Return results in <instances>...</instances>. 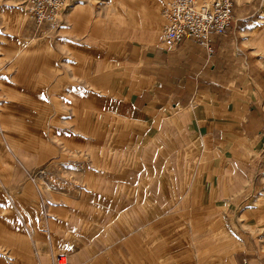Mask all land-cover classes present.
<instances>
[{
  "label": "crops",
  "instance_id": "obj_1",
  "mask_svg": "<svg viewBox=\"0 0 264 264\" xmlns=\"http://www.w3.org/2000/svg\"><path fill=\"white\" fill-rule=\"evenodd\" d=\"M168 1L24 23L0 76V264H264L235 236L264 176V0H237L211 53L163 46Z\"/></svg>",
  "mask_w": 264,
  "mask_h": 264
},
{
  "label": "built area",
  "instance_id": "obj_2",
  "mask_svg": "<svg viewBox=\"0 0 264 264\" xmlns=\"http://www.w3.org/2000/svg\"><path fill=\"white\" fill-rule=\"evenodd\" d=\"M237 0H169L161 11L162 44L173 48L189 38L211 53L209 35L224 36L232 21ZM67 0H28L30 21L39 30L57 31L62 27V14ZM51 264H69L66 253L52 256Z\"/></svg>",
  "mask_w": 264,
  "mask_h": 264
},
{
  "label": "rangeland",
  "instance_id": "obj_3",
  "mask_svg": "<svg viewBox=\"0 0 264 264\" xmlns=\"http://www.w3.org/2000/svg\"><path fill=\"white\" fill-rule=\"evenodd\" d=\"M27 1L28 0H0V76L5 78H10V75L5 76L2 75L1 72H3L8 62L12 61V65L18 68L24 67V41L20 39V35L24 23L26 21L28 22V20L30 21ZM261 12L262 10L259 11L256 20L259 19ZM251 26L260 27V24L256 21ZM256 44L257 46L264 45V38L260 40L258 38ZM19 72L23 71L21 70ZM0 94H2L1 90ZM256 152L257 151L248 150V157L253 158L254 161L257 160ZM262 180L260 179L257 183L258 187L256 191L259 196L255 198L254 201L250 199L247 201H241V198L237 199L238 206L241 207V213L239 212L236 215L238 228L235 231V236L247 245L245 249H247L248 252L250 251L249 253L257 251L254 257L260 256L261 261L264 263V221L255 219V217H260V213H258L257 210H255L257 214L252 215L245 212L248 207H256L258 211L260 207H264V182H262ZM242 188L243 186L241 189ZM222 205H229L228 199L222 200ZM228 216V214H222L221 222H229ZM224 226L225 225L222 224V229ZM222 232L228 234V231L225 229H223ZM249 256L251 257V255L248 254L247 257Z\"/></svg>",
  "mask_w": 264,
  "mask_h": 264
}]
</instances>
